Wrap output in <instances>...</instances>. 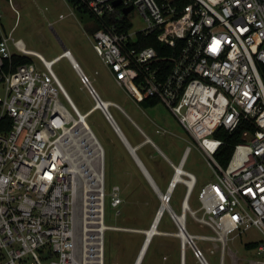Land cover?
<instances>
[{
  "label": "built area",
  "instance_id": "obj_1",
  "mask_svg": "<svg viewBox=\"0 0 264 264\" xmlns=\"http://www.w3.org/2000/svg\"><path fill=\"white\" fill-rule=\"evenodd\" d=\"M9 1L16 11L9 32L0 13V264H106L109 229L140 231L106 221L107 196L112 207L124 197L118 184L107 190L105 148L87 122L94 109L112 121L110 107L117 103L103 99L69 48L47 58L16 38L20 11ZM115 1L80 0L102 25L92 33L96 53L130 97L163 102L216 173L201 186L194 209L189 199L198 178L185 167L188 146L174 164V176L181 175L174 189L186 188L181 212L171 206L173 192L161 197L170 204L167 212L189 233L202 264L211 262L197 243L201 238L220 242V264L227 255L233 264H264V0ZM133 12L143 19L139 29ZM123 16L132 23L129 29L121 28ZM140 33H157L172 48L181 41L178 55L133 45ZM15 56L33 61L14 65ZM63 57L94 100L85 113L55 71ZM243 126V140L222 164L216 154L225 140L217 132L233 134ZM187 212L214 234L190 233L186 219L180 226L177 216ZM253 229L262 236L245 243L252 255L239 257L229 240Z\"/></svg>",
  "mask_w": 264,
  "mask_h": 264
},
{
  "label": "rangeland",
  "instance_id": "obj_2",
  "mask_svg": "<svg viewBox=\"0 0 264 264\" xmlns=\"http://www.w3.org/2000/svg\"><path fill=\"white\" fill-rule=\"evenodd\" d=\"M12 2L20 11L19 20L14 31L16 38H22L28 49L38 51L47 58L59 55L65 47L69 48L74 58L90 76L103 99L116 101L127 108L128 103L131 102L130 96L117 84L93 47L91 29L95 22V17L89 11L71 3L69 0H12ZM0 13L3 15L1 23L4 31L9 32L16 22V11L9 0L0 2ZM131 17L134 28H141L143 24L142 17L135 12L132 13ZM54 68L79 110L82 113L89 111L94 105V100L87 89L83 87L80 77L69 59L63 57L56 62ZM61 99L70 108L68 101L63 95H61ZM111 111L116 116L117 110L114 106L111 107ZM144 111L145 114L143 116L145 118L155 119L158 124L152 123L153 132L150 134L161 144L173 161L179 163L186 148L191 146L185 167L194 172L198 178V184L191 203L194 209H198L200 207L198 200L199 190L203 184L216 179L214 169L163 102L148 106ZM87 122L105 148L107 190L109 191L113 185L118 184L121 186L122 196L124 197V202L121 205L112 207L110 196H107L105 203L107 223L137 227L139 229L140 227L149 226L161 207L162 199L158 198L157 201L148 199L147 202H142V206H140L142 210H139V213L128 212L129 201L127 196L130 194L131 188L125 186L126 180L122 163L123 157L120 155V140L114 135L110 123L103 116L100 109L92 110L87 117ZM158 129L160 131H157ZM172 132H177L178 135ZM155 159L160 160L159 158ZM159 163L158 168L161 169L164 176H169L170 170H166L164 167L168 165L170 168V164L165 159L164 162ZM167 186L168 182L165 183L163 189H166ZM185 189L183 184H179L175 189L174 197L172 194L170 203L178 213L181 212ZM162 192L165 194L167 190ZM155 208L157 213H154ZM132 214H136L137 218H133ZM165 214L161 225L158 227L159 230L162 231L164 228L174 230L177 233L179 228L174 225L167 210ZM202 214V212L198 213L199 216H202ZM186 220L190 233L199 235L214 234L211 228L197 221L192 213L187 212ZM161 236L162 234L155 235L142 264H181V260H184V264H202L194 255L189 243L183 247L179 236L175 235V240L169 241L161 238ZM231 236L234 235L232 234ZM259 236L261 237L262 234L258 233L257 229L243 231L235 239L229 240V246L238 253L239 257L252 255L245 247V243L252 237L257 238ZM145 238V234L139 231L109 229L106 233L105 263L135 264ZM197 243L203 249L211 264H220V242L201 238L197 240ZM240 263H242V260ZM226 264H233L228 255Z\"/></svg>",
  "mask_w": 264,
  "mask_h": 264
},
{
  "label": "crops",
  "instance_id": "obj_3",
  "mask_svg": "<svg viewBox=\"0 0 264 264\" xmlns=\"http://www.w3.org/2000/svg\"><path fill=\"white\" fill-rule=\"evenodd\" d=\"M106 67L108 68L107 65H106ZM108 70L111 73L109 68H108ZM111 75H113V74L111 73ZM70 98H71V96H70ZM130 98H131V102L128 103L127 108H126V106H123L122 104H120L116 101L115 102L117 103V106L113 105L117 110L116 116L113 114L112 111L111 112L113 114V118L116 121L117 125L113 121L108 120L105 117V115L103 114V112L102 111L101 112H102L103 116L107 119V121L110 123V125L114 131V135H116L120 140V145H121L120 146L121 147L120 155H121V157H123L122 163L124 166L123 167L124 168V176H125V180H126L125 186L131 188V192L127 196L128 201H129L128 212L129 213H139V210H142V208H140V206H142V202L143 203L147 202L148 199H152L153 201H157L158 198H161V195L155 189V187L152 185L147 174L144 172V170L138 164L136 157H135L130 146L136 147V152L139 155V157L141 158V160L142 161L145 160V162L143 161V163L145 164L147 170L152 175L153 179L155 180V182L157 183V185L159 186L161 191H166V190L168 191L169 186H170V182L172 181V179L174 177V171H175L174 164L178 165L179 163H176L175 161H173L171 159L170 155L161 146V144H159L158 141H156L153 138V136L150 134L151 132H153L152 131V128H153L152 123H154L156 125H158V124H157L155 119H152V118L147 119L143 116L145 114L144 110L148 106L143 103L144 101L137 102L132 97H130ZM72 101H73V99H72ZM110 101H113V100H110ZM111 107H110V109H111ZM163 130H165V129H163ZM172 133L178 135L177 132H172ZM155 158H159L160 160L155 159ZM164 159L171 166L170 168L168 167V165H165V167H164V169L170 170L169 176L168 175L164 176V174L161 172V169L158 168V166L160 164L159 162H164ZM161 164H163V163H161ZM166 182H168V186L166 187V189H163V186L165 185ZM183 186H185V185L183 184ZM175 189L173 191V197H174ZM184 197H185V193H184L183 199H184ZM183 199H182V202H183ZM181 205H182V203H181ZM154 211H155L154 213H157L156 208ZM165 215L166 214L164 212L161 216V220L159 221V225H161V222H162ZM132 216L135 219L137 218L136 214H132ZM169 217L172 219V217L170 215H169ZM153 221H151L150 225L147 227H145V226L140 227L141 231H139V232H142L145 234L144 230L149 229L151 227ZM172 222L174 223V225L176 227H178L173 219H172ZM135 228H137V227H135ZM161 232H162V233H160V234H162L161 238L166 239L168 241L169 240H175L174 238H175L176 233L174 232V230H167V229L163 228ZM145 237H146V234H145ZM181 264H184V260H181Z\"/></svg>",
  "mask_w": 264,
  "mask_h": 264
},
{
  "label": "trees",
  "instance_id": "obj_4",
  "mask_svg": "<svg viewBox=\"0 0 264 264\" xmlns=\"http://www.w3.org/2000/svg\"><path fill=\"white\" fill-rule=\"evenodd\" d=\"M0 1H2V0H0ZM69 1L73 4L79 5L82 8H85L83 6V4L80 2V0H69ZM190 1L191 0H179V2L182 4L188 3ZM85 10H87V9L85 8ZM119 25H121V24H119ZM131 25H132V23L129 21L128 17L123 16L121 28L126 30V29H129L131 27ZM101 27H102V25L100 24L98 19L95 18V22H94L92 29H91L92 33ZM180 44H181V41H178L177 46L174 48H172L170 46L163 45V43H161V41L158 39L157 33H152V34H148V35L140 33L138 36V40L135 43H133V45H136L139 48L153 45L159 50V52L162 56H171V55L177 56L179 53V49L181 47ZM31 61H33V59L29 56H15L14 57V65H18V64H22V63H29ZM159 102L160 101L156 98H147L144 100L143 103L146 104L147 106H154V105L158 104ZM245 127L243 126L242 129L238 130L237 132H235L233 134H230L229 132L224 131L222 128L217 132V136H220L221 138H223L225 140L224 145L219 149V151L216 154L217 160H219L222 164H226L229 161V159L233 153L234 145L237 142L243 140L242 131L244 130ZM143 161L145 162V160H143ZM196 187H195L194 191L192 192L191 197L189 199L190 204L192 203L193 195L195 193ZM185 193H186V191H185Z\"/></svg>",
  "mask_w": 264,
  "mask_h": 264
},
{
  "label": "bare ground",
  "instance_id": "obj_5",
  "mask_svg": "<svg viewBox=\"0 0 264 264\" xmlns=\"http://www.w3.org/2000/svg\"><path fill=\"white\" fill-rule=\"evenodd\" d=\"M92 112V111H91ZM180 168V167H179ZM181 180V175L180 174H176L173 179H172V184H170L169 186V190L171 192H173L174 190V186ZM170 182V183H171ZM188 185H189V188L192 189L193 187V181H189L188 182ZM164 197V194L162 195V198ZM188 207V203L185 201V208L187 209ZM170 209V204L165 200L158 213L156 214L155 216V219L151 225V227L149 229H146L145 231V234H146V238H145V241L139 251V254H138V257H137V260L135 262V264H142L145 256H146V253H147V250L149 248V245L150 243L152 242L154 236L156 234H160L162 233L160 230H159V221L161 220V216L162 214L166 211V210H169ZM179 216H177V221L179 223L180 226H183L184 224V220L186 219L187 217V213L185 214H178ZM160 219V220H159ZM141 231V230H140ZM144 232V231H143ZM177 236L180 237L181 239V242L183 243V241L185 242V245H187L188 243V237H187V233L185 232V230H179L177 233H176Z\"/></svg>",
  "mask_w": 264,
  "mask_h": 264
},
{
  "label": "water",
  "instance_id": "obj_6",
  "mask_svg": "<svg viewBox=\"0 0 264 264\" xmlns=\"http://www.w3.org/2000/svg\"><path fill=\"white\" fill-rule=\"evenodd\" d=\"M119 2H120V0H116V1H115V4L118 5ZM132 8H133L132 5L129 6V7H127V8H124V13L127 14ZM65 48H66V47H65ZM112 121L117 125V123H116V121L114 120V118H112ZM130 147H131V149H132V151H133V153H134V155H135V157H136V160H137L138 164L141 166V168H142V169L144 170V172L147 174V176H148V178L150 179L152 185L155 187V189L160 193V195H161V197H162V195H163L164 193L161 191V189L159 188V186L157 185V183H156L155 180L153 179L152 175H151V174L149 173V171L147 170L145 164L143 163V161L141 160V158H140L139 155L137 154V152H136V147H132V146H130ZM170 192H171V191L168 190V191L164 194V195H165V198H166L167 194L170 193ZM188 197H189V193L187 194L186 199H188ZM167 202H168V201H167ZM162 203H163V202H162ZM161 205H162V204H161ZM159 220H160V219H159ZM185 232H186V231H185ZM186 233H187V237H188V239H190L191 236L189 235L188 232H186ZM183 246H185V243H184V242H183Z\"/></svg>",
  "mask_w": 264,
  "mask_h": 264
}]
</instances>
